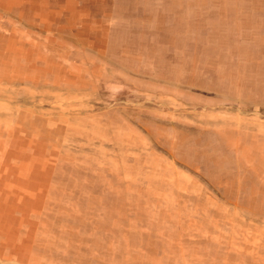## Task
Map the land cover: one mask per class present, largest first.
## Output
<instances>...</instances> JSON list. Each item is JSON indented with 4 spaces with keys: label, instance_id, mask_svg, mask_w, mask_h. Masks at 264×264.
Here are the masks:
<instances>
[{
    "label": "rangeland",
    "instance_id": "rangeland-1",
    "mask_svg": "<svg viewBox=\"0 0 264 264\" xmlns=\"http://www.w3.org/2000/svg\"><path fill=\"white\" fill-rule=\"evenodd\" d=\"M0 264H264V0H0Z\"/></svg>",
    "mask_w": 264,
    "mask_h": 264
}]
</instances>
